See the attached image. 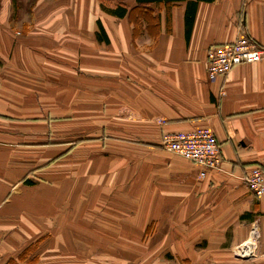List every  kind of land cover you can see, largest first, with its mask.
Masks as SVG:
<instances>
[{
	"label": "crops",
	"instance_id": "1",
	"mask_svg": "<svg viewBox=\"0 0 264 264\" xmlns=\"http://www.w3.org/2000/svg\"><path fill=\"white\" fill-rule=\"evenodd\" d=\"M242 34L264 46V0H0V264H264V59L207 73ZM204 127L200 179L161 141Z\"/></svg>",
	"mask_w": 264,
	"mask_h": 264
},
{
	"label": "built area",
	"instance_id": "2",
	"mask_svg": "<svg viewBox=\"0 0 264 264\" xmlns=\"http://www.w3.org/2000/svg\"><path fill=\"white\" fill-rule=\"evenodd\" d=\"M263 59L264 46L242 34L233 42L213 46L208 50L207 73L211 79L225 77L237 66L259 63ZM161 146L168 152L197 165L200 168V179H205L208 172L219 170L222 165L220 143L213 130L207 127L188 132L164 134ZM245 182L256 198L264 199V171L259 166L251 169ZM259 239L260 231L255 223L249 238L235 246L236 258L255 257Z\"/></svg>",
	"mask_w": 264,
	"mask_h": 264
},
{
	"label": "trees",
	"instance_id": "3",
	"mask_svg": "<svg viewBox=\"0 0 264 264\" xmlns=\"http://www.w3.org/2000/svg\"><path fill=\"white\" fill-rule=\"evenodd\" d=\"M139 1V3H141V4H145V2H152V1H155V0H138ZM102 8L104 9V11H106L107 13H109L110 15H118V16H121V17H123L124 15H126V9H123V8H118V11L117 12H114L112 9H109V8H106L105 6H103L102 5ZM34 182L33 181H31V180H29V179H27V180H25V184L26 185H31V184H33Z\"/></svg>",
	"mask_w": 264,
	"mask_h": 264
},
{
	"label": "rangeland",
	"instance_id": "4",
	"mask_svg": "<svg viewBox=\"0 0 264 264\" xmlns=\"http://www.w3.org/2000/svg\"><path fill=\"white\" fill-rule=\"evenodd\" d=\"M20 5L27 4V5H34L36 3V0H13V4L15 3ZM103 9V8H102ZM104 10V9H103Z\"/></svg>",
	"mask_w": 264,
	"mask_h": 264
},
{
	"label": "water",
	"instance_id": "5",
	"mask_svg": "<svg viewBox=\"0 0 264 264\" xmlns=\"http://www.w3.org/2000/svg\"><path fill=\"white\" fill-rule=\"evenodd\" d=\"M246 259H249V258L247 257V258H245V260H246ZM243 260H244V259H243Z\"/></svg>",
	"mask_w": 264,
	"mask_h": 264
}]
</instances>
